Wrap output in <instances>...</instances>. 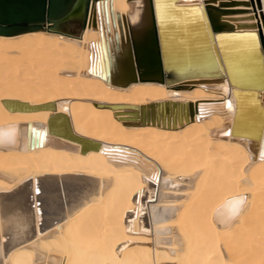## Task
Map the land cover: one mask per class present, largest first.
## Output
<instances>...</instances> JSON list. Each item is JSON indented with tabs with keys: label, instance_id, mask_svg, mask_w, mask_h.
<instances>
[{
	"label": "bare ground",
	"instance_id": "bare-ground-1",
	"mask_svg": "<svg viewBox=\"0 0 264 264\" xmlns=\"http://www.w3.org/2000/svg\"><path fill=\"white\" fill-rule=\"evenodd\" d=\"M136 4L76 0L60 20L0 35V128H17L0 145V264H264V0H155L168 68L200 75L115 85L100 74ZM199 7L234 32L217 36L229 81ZM159 101L190 115L140 123ZM53 113L97 147L35 135Z\"/></svg>",
	"mask_w": 264,
	"mask_h": 264
},
{
	"label": "water",
	"instance_id": "water-1",
	"mask_svg": "<svg viewBox=\"0 0 264 264\" xmlns=\"http://www.w3.org/2000/svg\"><path fill=\"white\" fill-rule=\"evenodd\" d=\"M75 2L76 0H0V35H13L34 30L39 28L43 22L49 23L51 21L60 20L72 10ZM140 5H142V8L145 9L147 14L146 25H135L139 21L135 23L132 21L129 22L128 34L125 41L120 40V44L114 43L112 48L111 56H117L115 66H113L109 71L106 63V75L104 76L103 72H101V77L115 85H126L130 82L133 75H137L139 77L158 75L162 77L164 73L163 77L165 81L181 82L189 77H192L194 74L199 73L193 72L191 70V65L187 68V71H171L168 68L163 46L164 42L162 39L163 29L160 28L161 25L156 17L155 0H145V4H142L141 2L136 4L138 13L140 12ZM192 7L193 5L182 6V8L187 9ZM174 9L175 11H178L181 8L174 7ZM199 9L202 14V21L205 26L206 35L209 40L212 37L218 57L222 62L224 73L229 81L222 51L217 42V36L221 34L233 35L234 32L220 31V28L214 25L227 24H216L214 19L215 16H213L214 18L212 17V13L210 14L207 7V19H205L203 9L201 10L200 7ZM209 21H211V24H209ZM198 27H200V25H198ZM259 41L264 54V46L260 35ZM212 53L215 60H217L213 47ZM232 94L234 95L233 91ZM236 109L237 99L235 98L233 122L230 132L233 128ZM139 110L140 123H147L149 121L151 123L153 121L157 122L158 118H160L161 121L163 118L166 119V121L169 118L173 122L174 119L179 121L180 118L185 119L188 114L190 115V104L179 101H159L140 106ZM57 123H59V125H57ZM46 129L52 133L61 132L70 139L79 141L80 150L83 149V144L87 143L86 140L77 137L70 132L66 117L60 113H53L47 117ZM36 144L37 139L31 140V146ZM87 144L94 148L97 147V145L93 143Z\"/></svg>",
	"mask_w": 264,
	"mask_h": 264
},
{
	"label": "snow or ice",
	"instance_id": "snow-or-ice-1",
	"mask_svg": "<svg viewBox=\"0 0 264 264\" xmlns=\"http://www.w3.org/2000/svg\"><path fill=\"white\" fill-rule=\"evenodd\" d=\"M138 3H139V0H138ZM139 11H142V5H140ZM138 20H139V13L137 14L136 17L133 18L132 22L135 23ZM209 24H211V21H209ZM116 59H117V56H111L109 58L107 56V54H106V60H105V62L108 65V70L109 71L111 70V68L113 66H115ZM100 70L103 71L104 70V67L101 66V69ZM31 131L35 135H38L41 138H46V136H47V130L46 129L39 130V132H38L35 128H32ZM16 132H17L16 126H12L8 130H6L4 128H0V145H3L5 142L14 144L15 143ZM225 135H227V133H225ZM6 138H7V140H6ZM108 151H109L108 149L105 150V152H108ZM111 151L120 152L121 150L120 149H112ZM35 192H36V195H39V188L38 187L35 189Z\"/></svg>",
	"mask_w": 264,
	"mask_h": 264
},
{
	"label": "rangeland",
	"instance_id": "rangeland-1",
	"mask_svg": "<svg viewBox=\"0 0 264 264\" xmlns=\"http://www.w3.org/2000/svg\"><path fill=\"white\" fill-rule=\"evenodd\" d=\"M229 8H231V9H229ZM219 9H221L224 13H233L234 11H237V10H232V7L230 6H226V7H223V8H219ZM226 9V10H225ZM229 9V10H228ZM228 10V11H227ZM256 11H252V13L254 14ZM110 155H112L115 159H117V160H123V159H127V157L124 155L123 156V154H121V153H117V154H110ZM178 184L180 185V186H183V187H185L184 185H186L184 182H178ZM183 190H185V188H182L181 190H179V191H171L172 193H168V194H173V195H181V194H183V193H181V192H183ZM165 191H167V192H169L170 190H164L163 192H165ZM167 192L165 193V194H167ZM175 192H178V193H176V194H174ZM179 193H181V194H179ZM73 199H75V197L73 198ZM73 199H71V201L69 202L70 204L74 201ZM5 204V203H4ZM3 204V207L4 206H6L7 204H5L4 205ZM26 204H27V201H26ZM164 204V206H162V207H165V205L167 204V203H162L161 205H163ZM170 204H172V203H169V204H167L168 206H166V207H168V208H172V207H174V206H171ZM160 205V206H161ZM170 205V206H169ZM173 205V204H172ZM57 220H58V215H57ZM163 236V237H162ZM160 238H168V236L167 235H161V236H159Z\"/></svg>",
	"mask_w": 264,
	"mask_h": 264
}]
</instances>
